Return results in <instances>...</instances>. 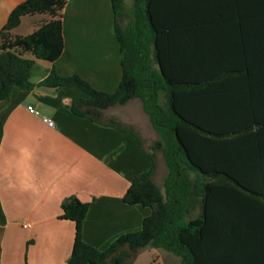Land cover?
<instances>
[{
	"label": "trees",
	"instance_id": "trees-1",
	"mask_svg": "<svg viewBox=\"0 0 264 264\" xmlns=\"http://www.w3.org/2000/svg\"><path fill=\"white\" fill-rule=\"evenodd\" d=\"M67 1L25 0L11 11L0 30V101L35 87L36 61L61 56ZM123 5L111 0L122 71L113 93L54 68L38 85L78 89L86 97L71 101L73 115L138 140L151 167L123 202L151 214L139 231L99 251L81 236L88 204L67 199L59 216L74 224L67 264H134L148 247L180 264H264V0H132L130 19ZM33 16L45 19L15 36L21 19ZM134 100L160 137L150 145L104 115ZM158 153L167 167L164 192L154 180Z\"/></svg>",
	"mask_w": 264,
	"mask_h": 264
},
{
	"label": "crops",
	"instance_id": "crops-1",
	"mask_svg": "<svg viewBox=\"0 0 264 264\" xmlns=\"http://www.w3.org/2000/svg\"><path fill=\"white\" fill-rule=\"evenodd\" d=\"M24 1L0 0V30ZM43 19L23 17L13 34L28 35ZM62 34L64 48L57 61L35 62L30 79L35 87L15 88L0 101V264H67L74 224L59 216L62 203L71 197L88 204L81 236L99 251L118 237L139 231L151 214L147 207L123 202L131 182L151 167L138 140L115 127L73 115L71 101L86 97L78 89L38 85L54 68L62 77L80 76L97 91L117 89L121 54L111 0H68ZM104 115L132 126L141 138V123H149L138 100L112 107ZM43 118L52 120L53 127ZM165 252L148 247L134 264L140 257L145 264L153 257L171 264L172 257Z\"/></svg>",
	"mask_w": 264,
	"mask_h": 264
},
{
	"label": "rangeland",
	"instance_id": "rangeland-1",
	"mask_svg": "<svg viewBox=\"0 0 264 264\" xmlns=\"http://www.w3.org/2000/svg\"><path fill=\"white\" fill-rule=\"evenodd\" d=\"M123 8H124V16L126 18L130 19L132 16V9H133L132 0H125ZM125 21H127V20H125ZM143 122H145V121H143ZM140 131H141L142 136L146 140L148 145L152 144L155 140H158L160 138L158 133L151 127V125L148 122H145L144 125L141 123ZM166 175H167V167H166L165 160H164L162 154L158 153L157 154V170H156L154 180L163 192H164V180L166 178ZM189 179H191V180L194 179V175L193 174L190 175ZM196 213L197 212H194L192 217H195ZM165 254L167 256L172 257V263L171 264H180V259L178 257H176L175 255H173L169 252H165ZM143 261H144L143 257H140L137 264H145ZM150 264H163V263L160 262V260L158 262L157 257H153L152 262H150ZM164 264H169V263L166 262Z\"/></svg>",
	"mask_w": 264,
	"mask_h": 264
},
{
	"label": "built area",
	"instance_id": "built-area-1",
	"mask_svg": "<svg viewBox=\"0 0 264 264\" xmlns=\"http://www.w3.org/2000/svg\"><path fill=\"white\" fill-rule=\"evenodd\" d=\"M27 110L29 113L35 115V116H39V112L37 110H35L34 108L32 107H27ZM43 122L48 126V127H53V121L48 119V118H43L42 119Z\"/></svg>",
	"mask_w": 264,
	"mask_h": 264
}]
</instances>
